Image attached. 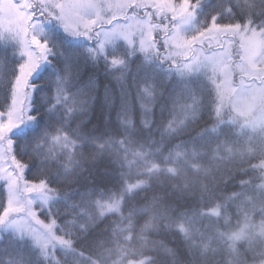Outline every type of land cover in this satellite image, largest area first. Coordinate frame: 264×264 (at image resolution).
Masks as SVG:
<instances>
[{
    "label": "snow or ice",
    "instance_id": "6c2138e0",
    "mask_svg": "<svg viewBox=\"0 0 264 264\" xmlns=\"http://www.w3.org/2000/svg\"><path fill=\"white\" fill-rule=\"evenodd\" d=\"M0 264H264V0H0Z\"/></svg>",
    "mask_w": 264,
    "mask_h": 264
},
{
    "label": "trees",
    "instance_id": "16d2710c",
    "mask_svg": "<svg viewBox=\"0 0 264 264\" xmlns=\"http://www.w3.org/2000/svg\"><path fill=\"white\" fill-rule=\"evenodd\" d=\"M99 83H100V91H101V94H102L104 84L108 83V80L105 79V77L103 76L102 71L99 74ZM113 87H115L114 84H113ZM97 117H100L102 119L101 114L99 113V111H94V113H93V121H95L97 119Z\"/></svg>",
    "mask_w": 264,
    "mask_h": 264
}]
</instances>
